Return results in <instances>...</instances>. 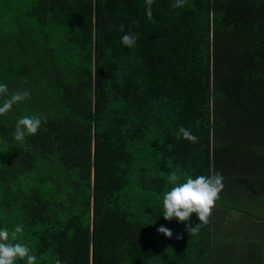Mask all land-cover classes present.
I'll list each match as a JSON object with an SVG mask.
<instances>
[{"label":"trees","instance_id":"1","mask_svg":"<svg viewBox=\"0 0 264 264\" xmlns=\"http://www.w3.org/2000/svg\"><path fill=\"white\" fill-rule=\"evenodd\" d=\"M173 2L0 0V105L30 93L0 115V229L36 264H207L208 224L163 218L168 174L221 169L222 134L264 166V0ZM24 116L47 122L18 142Z\"/></svg>","mask_w":264,"mask_h":264},{"label":"crops","instance_id":"2","mask_svg":"<svg viewBox=\"0 0 264 264\" xmlns=\"http://www.w3.org/2000/svg\"><path fill=\"white\" fill-rule=\"evenodd\" d=\"M227 136L215 140V146L227 144L221 152L223 167L208 173H221L224 188L209 218L208 239L213 245L207 264H264V166L250 169L232 157L234 147L226 142ZM255 151L264 152V146Z\"/></svg>","mask_w":264,"mask_h":264},{"label":"clouds","instance_id":"3","mask_svg":"<svg viewBox=\"0 0 264 264\" xmlns=\"http://www.w3.org/2000/svg\"><path fill=\"white\" fill-rule=\"evenodd\" d=\"M147 4L146 16L149 20L153 19L152 4L154 0H145ZM187 3V0H174L171 5L173 9L182 8ZM119 31L124 33V26L121 25ZM137 36L131 32L121 36L120 42L127 48L136 46ZM8 91L7 85L0 84V95L6 94ZM30 97L27 91L17 92L6 99L0 105V115L7 114L13 107L26 98ZM46 123V119L39 116H24L20 118L16 125L13 137L18 142H23L27 135H35L41 127V124ZM179 136L189 142L196 143L198 138L193 135L190 130L184 127L179 128ZM178 136V138H179ZM181 177L176 172L168 174V182L174 185L169 191L163 194V218L167 221L176 219L177 222L185 223V231L195 236L198 234L202 225L206 226L209 223V218L212 210L215 207L216 201L224 188V177L221 173H215L210 176L200 175L193 179L191 176L185 177V182H180ZM192 214L198 217L199 223L192 226L190 218ZM158 233H162L165 237L171 239L173 232L164 226L157 229ZM23 234V227L17 226L13 231L8 229H0V264H16L18 260L26 261V264H36V255L25 244L15 242L19 235ZM176 239H183L182 235H177ZM55 264H62V261L57 259Z\"/></svg>","mask_w":264,"mask_h":264},{"label":"rangeland","instance_id":"4","mask_svg":"<svg viewBox=\"0 0 264 264\" xmlns=\"http://www.w3.org/2000/svg\"><path fill=\"white\" fill-rule=\"evenodd\" d=\"M222 264H223V262H222Z\"/></svg>","mask_w":264,"mask_h":264}]
</instances>
